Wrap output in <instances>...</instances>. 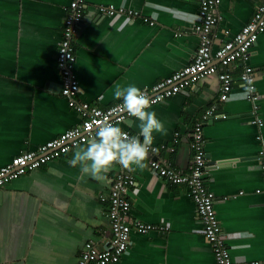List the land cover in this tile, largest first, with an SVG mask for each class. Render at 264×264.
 Here are the masks:
<instances>
[{
    "label": "crops",
    "instance_id": "obj_1",
    "mask_svg": "<svg viewBox=\"0 0 264 264\" xmlns=\"http://www.w3.org/2000/svg\"><path fill=\"white\" fill-rule=\"evenodd\" d=\"M70 1L0 0V166L81 119L61 92L57 65ZM200 1L87 0L75 40L78 98L106 107L119 102L112 95L116 83L144 89L188 64L199 44L195 25ZM260 2L221 0L213 49L238 32ZM101 5L125 10L106 14L99 10ZM249 63L260 94L255 102L235 95L243 91L238 79L230 98L220 100V79L214 73L150 110L167 129V135L154 134L158 154L187 172L194 153L193 127L211 105L217 106L218 113L203 125L207 185L214 192L232 257L262 260L264 142L257 137L264 129L251 117L255 112L264 121V32L251 48ZM241 67V62L229 65L234 74ZM122 126L133 135L139 132L124 121ZM76 148L0 187V264H76L87 240H103L100 228L110 225L107 202L101 197L108 196L116 172L123 170L132 172L135 180L128 190L132 214L169 228L133 230L120 260L109 264H216L186 184L159 176L149 157L143 171L117 165L103 182L97 181L68 163Z\"/></svg>",
    "mask_w": 264,
    "mask_h": 264
},
{
    "label": "built area",
    "instance_id": "obj_2",
    "mask_svg": "<svg viewBox=\"0 0 264 264\" xmlns=\"http://www.w3.org/2000/svg\"><path fill=\"white\" fill-rule=\"evenodd\" d=\"M221 0H201L195 30L199 35V44L193 59L181 69L141 89L151 101V105L167 100L170 96L185 91L200 77L218 74L220 79V100L230 98L233 84L238 79L244 84L245 77L253 79L256 87V71L249 63L251 48L264 32V0L256 6L252 18L232 37L213 49L212 31L221 15L218 5ZM87 0H71L69 12L64 19L62 36L57 47V65L61 72V92L68 103L81 115L78 123L56 137L39 145L36 149L24 150L12 160L0 166V187L13 178L41 166L50 159L57 158L72 148L92 139L96 125L105 121L120 126L131 118L120 109L122 101L102 107L78 98L79 81L75 73L77 60L75 40L83 24ZM101 12L115 14L125 9L114 6L98 7ZM129 14L138 15V11L127 9ZM241 62V69L234 74L230 64ZM257 89V88H256ZM260 97L258 91L245 97L253 102ZM217 112V106L211 105L197 121L192 130L193 157L189 171L175 169L165 158L158 154V148L152 145L149 153L151 168L161 177L173 183H183L189 188V194L196 204L199 218L203 224L205 236L210 242L216 264H264V259L237 260L232 257L226 241L223 227L215 209L214 192L207 185L205 171L208 165L205 149L203 125ZM253 113V112H252ZM225 116V114H223ZM263 121L261 115L252 114V121ZM259 125V124H258ZM261 170L264 177V145L260 149ZM135 182L130 171H118L112 180L108 196L101 199L107 202L109 228L101 227V242L89 239L84 243L76 264H109L120 260L130 243L131 232L148 233L151 230L167 231L165 224L145 222L132 214L131 200L128 196L130 186Z\"/></svg>",
    "mask_w": 264,
    "mask_h": 264
},
{
    "label": "clouds",
    "instance_id": "obj_3",
    "mask_svg": "<svg viewBox=\"0 0 264 264\" xmlns=\"http://www.w3.org/2000/svg\"><path fill=\"white\" fill-rule=\"evenodd\" d=\"M243 91L235 95L250 97L256 91L253 79L245 77L241 85ZM113 98L122 101L120 109L128 117L124 123L128 128H139L138 134L130 135L120 126L110 122H103L95 126L92 139L85 146H77L73 157L68 161L70 166L80 167L84 175L103 182L107 174L117 165L132 170L143 171L147 167V159L152 150L154 134L167 135L164 122L158 118L155 111H151L150 98L137 86L114 85ZM138 121V125L135 122ZM264 129V121L257 120ZM264 142V135L258 136Z\"/></svg>",
    "mask_w": 264,
    "mask_h": 264
},
{
    "label": "water",
    "instance_id": "obj_4",
    "mask_svg": "<svg viewBox=\"0 0 264 264\" xmlns=\"http://www.w3.org/2000/svg\"><path fill=\"white\" fill-rule=\"evenodd\" d=\"M217 112H218V111H217ZM213 118H214V117H213ZM213 118H212V119H213ZM210 120H211V119H209V121H210Z\"/></svg>",
    "mask_w": 264,
    "mask_h": 264
}]
</instances>
